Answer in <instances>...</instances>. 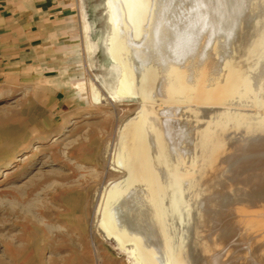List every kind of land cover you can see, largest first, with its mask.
I'll return each mask as SVG.
<instances>
[{
  "label": "bare ground",
  "instance_id": "6f19581e",
  "mask_svg": "<svg viewBox=\"0 0 264 264\" xmlns=\"http://www.w3.org/2000/svg\"><path fill=\"white\" fill-rule=\"evenodd\" d=\"M234 1L106 0L122 79L88 102L141 104L99 156L85 207L69 200L49 264H103L99 230L133 264H264V0L233 6L250 15L229 55L206 23Z\"/></svg>",
  "mask_w": 264,
  "mask_h": 264
},
{
  "label": "rangeland",
  "instance_id": "374dc122",
  "mask_svg": "<svg viewBox=\"0 0 264 264\" xmlns=\"http://www.w3.org/2000/svg\"><path fill=\"white\" fill-rule=\"evenodd\" d=\"M100 1L105 41L97 51L87 44L85 55L78 57L74 48L80 44L71 43L70 57L54 59V69L39 59L30 69L24 67L16 83L0 85V264H49L51 237L72 229L69 200L79 197L85 207L84 199L103 172L99 156L141 104L138 98L88 102L92 85L107 94L104 84L116 86L122 79V68L114 67L108 51L106 0ZM236 2L218 9L215 26L206 19L213 41L223 38L227 44L225 55L231 53L237 25L250 15L248 9L233 10ZM188 11L181 12V20H187ZM117 111L125 115L120 118ZM98 235L103 264H133L101 230Z\"/></svg>",
  "mask_w": 264,
  "mask_h": 264
},
{
  "label": "crops",
  "instance_id": "0c3cea01",
  "mask_svg": "<svg viewBox=\"0 0 264 264\" xmlns=\"http://www.w3.org/2000/svg\"><path fill=\"white\" fill-rule=\"evenodd\" d=\"M103 20L100 0H0V85L16 83L39 59L54 69V59L70 57L71 43L85 55L87 27L91 40L105 41Z\"/></svg>",
  "mask_w": 264,
  "mask_h": 264
}]
</instances>
